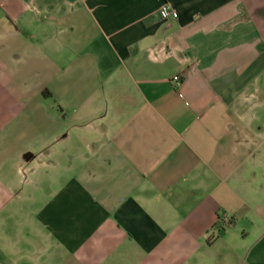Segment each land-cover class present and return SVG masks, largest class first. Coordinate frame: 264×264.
<instances>
[{
	"label": "crops",
	"instance_id": "1",
	"mask_svg": "<svg viewBox=\"0 0 264 264\" xmlns=\"http://www.w3.org/2000/svg\"><path fill=\"white\" fill-rule=\"evenodd\" d=\"M0 264H264V0H0Z\"/></svg>",
	"mask_w": 264,
	"mask_h": 264
},
{
	"label": "built area",
	"instance_id": "2",
	"mask_svg": "<svg viewBox=\"0 0 264 264\" xmlns=\"http://www.w3.org/2000/svg\"><path fill=\"white\" fill-rule=\"evenodd\" d=\"M158 15L163 21L178 19V13L168 4H164L160 7ZM173 82L176 86L180 84V80L178 77L174 78ZM218 224L222 226L221 230L225 229L230 226L231 218L226 215H220L218 218Z\"/></svg>",
	"mask_w": 264,
	"mask_h": 264
},
{
	"label": "trees",
	"instance_id": "3",
	"mask_svg": "<svg viewBox=\"0 0 264 264\" xmlns=\"http://www.w3.org/2000/svg\"><path fill=\"white\" fill-rule=\"evenodd\" d=\"M217 227H218V229H221V228H222V226H221L220 224H218V226H217Z\"/></svg>",
	"mask_w": 264,
	"mask_h": 264
}]
</instances>
